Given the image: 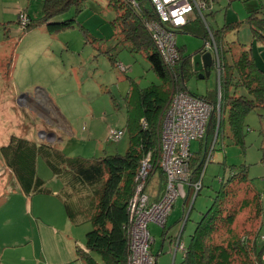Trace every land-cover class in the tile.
<instances>
[{"label": "rangeland", "instance_id": "obj_1", "mask_svg": "<svg viewBox=\"0 0 264 264\" xmlns=\"http://www.w3.org/2000/svg\"><path fill=\"white\" fill-rule=\"evenodd\" d=\"M125 1L123 0L127 4ZM217 1L221 5H217ZM249 1L259 3L258 7L263 4L264 11V0L235 2L246 3L248 6ZM42 2L43 0H0V147H7L12 136L23 135L37 142L54 143V149L71 157L93 159L110 154H124L128 146L125 104L131 83L145 87L151 83H159V77L151 68L145 52L130 50L128 42L118 37L120 35L116 32L115 24L117 11L108 4V0H82L52 19V22H62L74 18L73 27L55 31L49 25L42 24L23 30L20 27L19 12L26 11L36 19L42 14ZM222 3V0H210V8L204 12L206 18L203 20L200 16L204 24L214 27L216 22L227 23ZM212 7L216 11L215 18L209 13ZM243 10L237 9L239 13ZM224 34L222 45L219 46L221 62L223 52L230 61L231 56L241 54L243 48L233 44L235 40H239L246 45L245 48L256 65L264 70V38L262 41H252L250 28L244 19H239L237 27L226 29ZM201 42V38L197 36L177 32V46H186L184 56L191 54ZM117 64H122L126 70H119ZM219 76L215 65L208 77L201 78L199 73H190L185 77L186 89L197 95H203L209 90L218 94ZM227 116V111L223 112V123L217 138L214 139V134L213 138H208L206 145L205 137L189 144L191 152H196L197 159H204L199 194L193 200L194 194L188 190L187 183L177 182L179 195L175 200L174 212L168 216L165 235L161 236V227L156 225L159 230H154L151 227L153 223L148 224L155 239L150 246L155 256L154 264H173V248L169 237L176 236L181 228L182 222L176 223V218L182 216L183 201L187 211L193 200V209L183 234L184 243H187L194 223L210 206L215 192L220 189L221 179L228 176L227 168L239 172L245 167L251 186L264 193V104L244 116L242 143L233 139ZM110 129H125V132L119 140L109 141L107 134ZM3 166L0 153L1 174ZM36 173L51 192L28 193L29 197L33 196L32 213L35 217H31L24 213L27 210L24 199L12 192L11 184L8 185L9 198L3 211L8 219H13L15 214L20 215L22 229L18 226V221L17 226L12 221L0 224V236L18 237L25 243L27 235L37 236V229L34 228V232L31 230L30 222L33 220L32 227L38 224L44 246L49 253L57 249L54 243H59L61 247L65 242L69 243L73 236L80 239V245L84 244L85 234L92 227L91 222L76 223L71 220L74 223L69 225L61 201L52 194L56 186H60V181L54 177L41 156L36 159ZM159 181L158 173L152 174L146 185V193L157 187ZM233 187H236V195L229 198L227 207H236L245 198V186ZM249 211L255 212L253 205L239 216L245 217ZM241 220L242 218L239 219ZM53 227L61 228L59 231L62 232L58 235L63 243L57 235L54 237L48 234ZM261 233L264 234V213ZM36 240L40 242L39 237ZM33 241V248H38L36 241ZM262 241L263 239H258L259 243ZM162 242L165 251L156 255ZM27 244L26 250L30 256L32 245L30 242ZM181 255L180 251L176 253L175 264L180 263Z\"/></svg>", "mask_w": 264, "mask_h": 264}, {"label": "trees", "instance_id": "obj_2", "mask_svg": "<svg viewBox=\"0 0 264 264\" xmlns=\"http://www.w3.org/2000/svg\"><path fill=\"white\" fill-rule=\"evenodd\" d=\"M81 1L43 0L41 16L33 19L25 11L29 21L20 27L27 30L30 27L47 24L55 31L73 27L74 18L62 22H52V19ZM134 1L135 5L128 0L125 1L127 4L123 0H108V4L117 11L116 32H119L120 39L130 43V50L145 52L160 82L145 87L131 83L125 104V128L128 133L125 153L84 159L64 155L62 151L53 148L54 143L37 144L26 138H12L4 149L7 162L21 181L26 193L46 191L43 179L36 174V159L40 156L44 158L52 173L62 181L63 186L66 187L62 199L67 216L73 221H89L92 225L85 234L86 250L77 248L79 258L87 264H126L129 223L126 206L134 193V178L140 160L146 154H149L151 165L149 176L157 172L161 188L165 187L162 183L166 182V178L159 165V133L162 112L170 92L188 91L185 77L190 73L198 74L193 69L192 56L197 52L205 51V41L212 38L219 55L218 40L219 35H222L214 31L208 23L204 24L200 16L194 13L195 17H189L187 23L179 27L176 32H187L203 38V46L187 56H184L182 48L177 46L178 60L172 66H165L145 27L146 21L157 18L153 5L150 0ZM261 9L253 10L247 18L252 37L256 39L264 38V12ZM204 17L206 18L205 15ZM237 25L238 22L228 23L220 28V31L223 32ZM199 28L202 34L197 33ZM214 61L212 67L215 65ZM219 74V119L216 109L218 94L214 93V90L206 91L203 95L191 93L213 105L206 127L204 145L207 144L208 138H213L214 134L217 138L225 111L233 139L242 143L244 116L255 107L264 104V70L259 68L244 51L229 64L220 60ZM203 163L202 158L198 160L197 157H190L189 165L193 181L201 178ZM227 170L229 174L225 179H221L220 189L215 192L210 206L194 223L179 264H264L262 259L264 235L259 233L260 217L264 209V193L256 191L251 186L245 167L239 172L230 168ZM240 185L245 186L243 189L245 198L238 206L227 207L229 198L233 194L236 195L234 191L236 187L233 186L239 188ZM87 189H89L87 196L81 197ZM252 205L255 212L249 211L245 217L239 216ZM192 209L193 201L186 211L184 226L189 220ZM241 218L242 220L239 221ZM260 238L263 239L261 243L258 242Z\"/></svg>", "mask_w": 264, "mask_h": 264}, {"label": "built area", "instance_id": "obj_3", "mask_svg": "<svg viewBox=\"0 0 264 264\" xmlns=\"http://www.w3.org/2000/svg\"><path fill=\"white\" fill-rule=\"evenodd\" d=\"M133 5L134 0H128ZM157 14L154 20L145 22L156 51L165 66H172L179 58L176 44V30L188 21L190 13H196L204 20V12L210 8L206 0H150ZM22 27L29 21L24 11L19 12ZM207 24V23H205ZM204 50L212 53L215 65L220 71V60L215 42L212 38L204 43ZM121 71L126 68L117 64ZM220 94L216 109L220 114ZM213 105L185 90H173L162 112L159 133V165L165 175L166 182L158 200L150 201L146 193V185L151 170L149 154L139 163L135 175V189L127 203L128 214V248L126 264H154L155 256L151 252L154 241L148 228L149 223L163 227L171 208L179 195L177 182H186L192 194L201 188L200 180L191 179L189 165L191 152L189 144L193 140L203 139ZM144 123V121H142ZM125 129H110L107 140L117 141ZM264 197V194H263ZM176 247L183 249L176 242Z\"/></svg>", "mask_w": 264, "mask_h": 264}, {"label": "crops", "instance_id": "obj_4", "mask_svg": "<svg viewBox=\"0 0 264 264\" xmlns=\"http://www.w3.org/2000/svg\"><path fill=\"white\" fill-rule=\"evenodd\" d=\"M235 1L245 2V0H243V1H240V0H222V2H223L222 4L224 5L222 7H224L225 15H226V18H227V23L226 24H228V23L232 24L234 22H239V19H244L247 22V18H248V16L250 15V13L253 10H255V9H259L260 10L261 8L263 9V4L259 5L261 7H258L259 3L257 4V2H255V1H249L250 3H249L248 6L246 5V3L245 4H239V3L235 2ZM234 3H236V4H234ZM209 5H210V0H209ZM217 5H221V4L217 1ZM215 6L216 5H214V7ZM214 7H212L211 11H209V13L212 16V18H215V12L216 11L213 10ZM238 8H241V10L244 9L243 12H242L243 14L239 13V11H237ZM189 17L193 18V17H195V14L194 13H190L188 15V19H189ZM31 18H32V16H31ZM226 24L225 23L224 24H218L216 22V25L214 27H212L210 25V27L214 31H218L222 35V36L219 35V40H218L219 41V44H218L219 46H220V44L222 45V41H223V38H224V35H225L224 34L225 31L221 32L220 28H222ZM247 24H248V22H247ZM248 26H249V24H248ZM200 28L197 31V33L202 34V30H201L202 28L201 29ZM249 28H250V26H249ZM250 32H251V29H250ZM263 36H264V32H263ZM251 37H252V33H251ZM199 38H201V37H199ZM201 41L202 42L200 43V45L197 48H195L193 52H196L198 49H200L203 46V42H204L203 38H201ZM252 41H262V39H256V38L252 37ZM233 44H234V46L242 47L243 50H241L240 53L245 51V53L249 57H251L253 59V57L246 50V48H245L246 45L244 43H241L239 40H235L233 42ZM127 46H129V49H130V43H128ZM181 48H182V51L184 53L186 46H185V48L184 47H181ZM227 49L229 51H231L230 47H228ZM223 50H225V49H223ZM239 56L240 55H236L235 57L231 56V61H230V60L226 59L225 52H223V54H222L223 60L225 62H227L228 64L231 63L233 60H235ZM215 63L216 62L214 61V64ZM210 91H212V90H210ZM219 94L220 93L218 92V95ZM12 138H15V139L26 138V139H28L31 142H34V143H37V144H42L41 142H37L36 140H34V139L32 140L31 138L23 136V135H18L17 137L16 136H12L9 139V143H10ZM47 143H49V142H47ZM189 147H190V145H189ZM4 149H5V146H1L0 147V153H1V155L3 157V161H4L3 172H2V174L0 173V224H6V223L12 221V222H14V225L17 226V221H18V224H19L18 226H20V224H21V216L20 215H16L15 214L13 219H11V218L8 219L7 215H6V212L3 211V207L7 204L8 198H9L8 196H9L10 188L8 187V185L11 184L12 188H13L12 192H15V193L19 194L24 199V203H26V209H27V210H25L24 213L26 215L31 216V217H35L33 215V213H32V210H33L32 209L33 196L29 197L28 193H26L23 190L21 181L17 177L16 173L13 171L12 167L7 162L6 155L4 154ZM204 151H205V147H204ZM190 152H191V150H190ZM195 153L196 152H191V156L192 157H196ZM54 177L57 178L55 175H54ZM158 177H159V174H158ZM57 179H59V178H57ZM59 181H60V186L57 185L56 188L52 191V194H54L61 201L62 206L64 208L62 194L64 192V189H66V187L63 186V183H62V181L60 179H59ZM43 182H44V180H43ZM164 185H165V182L162 183V186H164ZM43 186H44V188L46 190L45 192H35V193H49V192H51L50 189L47 186H45L44 184H43ZM163 189H164V187L161 188V183L159 181L157 183V187H153L152 189H149L147 191V194L149 196V200L150 201L158 200L159 197L161 196L162 192H163ZM88 190L89 189L84 190V192L81 194V197H86L87 196L86 195L87 192H89ZM174 204H175V202H174ZM174 204H173V206L171 208L170 213H173L174 210H175V207H174L175 205ZM64 211H65V209H64ZM170 213H169V215H170ZM263 213H264V209H263V211L261 213V217H260V220H261L260 229H259V233L260 234H263V233H261V223H262ZM65 215H66V221L69 222V225H72L71 223H74V222L78 223V222L81 221V220H77V221L71 222V219L67 216L66 212H65ZM185 215H186L185 202L183 201V203H182V216L176 218V223L182 222L181 228H180V230H179V232L177 233L176 236L169 237V243L172 245V248H173V254H172V262H173V264H175L174 258H175V255H176L177 252L180 251L181 254H182L181 257L183 258L184 248H185V246L187 244L186 242L184 243V240H183V234H184V230H185V227H186V224H187V222H186V224L184 226ZM167 219H168V217H167ZM167 219H166L165 225L163 227H161V231H160L161 236H164L165 233H166V230H167L166 225H167V222H168ZM32 221L33 220H31V222H30L31 223V230L34 232V228H36L37 229V231H36L37 236H28L27 235L28 239H27V241L25 243H22L20 238H18V237L14 238V236H10V238H5V237H1L0 236V264H87L83 259L79 258V255H78V252H77V248H81L83 250H86V248H85V243L81 244V245L79 244V242H80L79 240L80 239L77 238V236H73L72 239L69 241V243L65 242L64 244L61 245V247H60L59 243H54L56 245L57 249L55 250V252L49 253L46 250L45 246H44L43 235H42L41 229L39 228L38 224H35L32 227ZM150 224H152V223H150ZM183 226H184V229L182 231ZM151 227L154 230H159V228H157L156 224H154V223L152 224ZM20 229H22L21 226H20ZM60 229L61 228L53 227L52 229H49L50 232H48V234L52 235L54 237L57 235L58 239L61 241V243H63V241L60 239V237L58 235V233L62 232V231H59ZM181 231H182V233H181ZM1 232H2V230L0 229V234H1ZM69 234H71L70 233V228H69ZM38 237L40 239V242H37V240H36V238H38ZM33 240H35L36 243L38 244V246H39L38 248L37 247L33 248V246H35L34 245L35 242ZM177 240H179V243L182 244L183 249L176 247ZM28 242H30L31 245H32V248H31L32 254H30V256H28L27 250H26ZM164 251H165V247H164V243L162 242L161 245H160V248L156 251V255L157 254H161ZM182 258H181V260H182ZM262 259L264 261V253H263Z\"/></svg>", "mask_w": 264, "mask_h": 264}, {"label": "water", "instance_id": "obj_5", "mask_svg": "<svg viewBox=\"0 0 264 264\" xmlns=\"http://www.w3.org/2000/svg\"><path fill=\"white\" fill-rule=\"evenodd\" d=\"M192 64L194 71L198 72L201 78L208 77L213 64L212 53L210 51L197 52L192 56Z\"/></svg>", "mask_w": 264, "mask_h": 264}, {"label": "flooded vegetation", "instance_id": "obj_6", "mask_svg": "<svg viewBox=\"0 0 264 264\" xmlns=\"http://www.w3.org/2000/svg\"><path fill=\"white\" fill-rule=\"evenodd\" d=\"M201 176H202V175H201ZM199 180H200V182H201V178H200ZM201 187H202V183H201ZM200 189H201V188H200ZM200 189H199V190H200ZM199 190H198V191H199ZM190 191H191V190H190ZM198 191H197V192H198ZM197 192H196V193H197ZM195 195H196V194H194V197H195ZM194 197H193V199H194ZM192 201H193V200H192ZM188 208H189V207H188ZM177 242L179 243V240H177Z\"/></svg>", "mask_w": 264, "mask_h": 264}, {"label": "bare ground", "instance_id": "obj_7", "mask_svg": "<svg viewBox=\"0 0 264 264\" xmlns=\"http://www.w3.org/2000/svg\"><path fill=\"white\" fill-rule=\"evenodd\" d=\"M178 238V237H177Z\"/></svg>", "mask_w": 264, "mask_h": 264}]
</instances>
